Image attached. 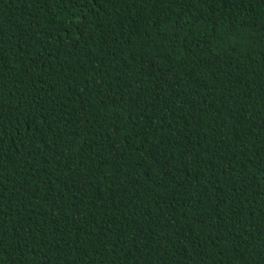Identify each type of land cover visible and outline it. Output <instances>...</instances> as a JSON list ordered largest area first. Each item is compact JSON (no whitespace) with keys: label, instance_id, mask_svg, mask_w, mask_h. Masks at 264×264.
Returning <instances> with one entry per match:
<instances>
[{"label":"trees","instance_id":"trees-1","mask_svg":"<svg viewBox=\"0 0 264 264\" xmlns=\"http://www.w3.org/2000/svg\"><path fill=\"white\" fill-rule=\"evenodd\" d=\"M0 264H264V0H0Z\"/></svg>","mask_w":264,"mask_h":264}]
</instances>
